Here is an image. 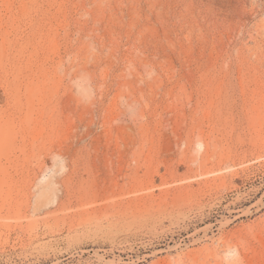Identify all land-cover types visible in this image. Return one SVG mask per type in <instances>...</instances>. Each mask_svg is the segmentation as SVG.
I'll return each mask as SVG.
<instances>
[{
    "label": "rangeland",
    "instance_id": "rangeland-1",
    "mask_svg": "<svg viewBox=\"0 0 264 264\" xmlns=\"http://www.w3.org/2000/svg\"><path fill=\"white\" fill-rule=\"evenodd\" d=\"M0 264H264V0H0Z\"/></svg>",
    "mask_w": 264,
    "mask_h": 264
}]
</instances>
